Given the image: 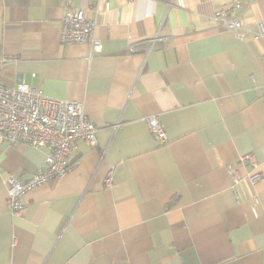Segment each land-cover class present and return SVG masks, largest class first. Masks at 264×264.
Instances as JSON below:
<instances>
[{"label":"crops","instance_id":"crops-1","mask_svg":"<svg viewBox=\"0 0 264 264\" xmlns=\"http://www.w3.org/2000/svg\"><path fill=\"white\" fill-rule=\"evenodd\" d=\"M70 6L97 19L101 52L62 42ZM221 6L243 38L213 18ZM262 18L264 0H0V82L77 99L99 126L19 215L6 178H30L48 150L0 144V264H264ZM247 152L263 179L233 186Z\"/></svg>","mask_w":264,"mask_h":264},{"label":"built area","instance_id":"built-area-1","mask_svg":"<svg viewBox=\"0 0 264 264\" xmlns=\"http://www.w3.org/2000/svg\"><path fill=\"white\" fill-rule=\"evenodd\" d=\"M234 6L241 7L242 3L235 2ZM228 15L227 8L221 6L213 18L220 19L225 28L243 38V21ZM257 25L259 34L264 36V18ZM96 26V18H88L84 9L70 6L63 20L62 42H87L92 45V52L99 53L102 51V43L95 36ZM156 39L157 35L150 39V48L155 45ZM147 121L154 138L164 140L166 132L160 118L150 116ZM98 130L97 123L86 115L83 102L77 99L50 97L42 89L25 82L14 86L0 82V144L25 143L48 150L45 165L40 166L27 180H20L12 174L6 178L9 210L19 215L24 206V194L51 180L67 176L74 166L71 155L77 147V140L82 138L88 144L95 145ZM238 164L241 167L250 166L251 169L243 174ZM237 165L228 166L233 186L245 178L252 183L263 179V172L254 152L241 154ZM114 183L111 170L106 176L105 184L111 188Z\"/></svg>","mask_w":264,"mask_h":264}]
</instances>
